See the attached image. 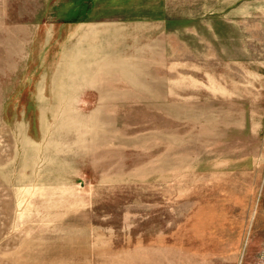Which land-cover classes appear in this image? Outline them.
Instances as JSON below:
<instances>
[{
	"label": "rangeland",
	"instance_id": "obj_1",
	"mask_svg": "<svg viewBox=\"0 0 264 264\" xmlns=\"http://www.w3.org/2000/svg\"><path fill=\"white\" fill-rule=\"evenodd\" d=\"M0 264H264V0H0Z\"/></svg>",
	"mask_w": 264,
	"mask_h": 264
}]
</instances>
